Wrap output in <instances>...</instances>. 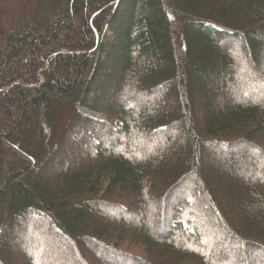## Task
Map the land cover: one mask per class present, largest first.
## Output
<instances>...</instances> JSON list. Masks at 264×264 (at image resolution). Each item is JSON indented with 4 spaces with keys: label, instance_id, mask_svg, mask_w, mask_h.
<instances>
[{
    "label": "trees",
    "instance_id": "trees-1",
    "mask_svg": "<svg viewBox=\"0 0 264 264\" xmlns=\"http://www.w3.org/2000/svg\"><path fill=\"white\" fill-rule=\"evenodd\" d=\"M263 85L264 0H0V264H264Z\"/></svg>",
    "mask_w": 264,
    "mask_h": 264
},
{
    "label": "rangeland",
    "instance_id": "rangeland-1",
    "mask_svg": "<svg viewBox=\"0 0 264 264\" xmlns=\"http://www.w3.org/2000/svg\"><path fill=\"white\" fill-rule=\"evenodd\" d=\"M111 36V31H109V30H106V32H105V37H110ZM233 48V47H232ZM231 48V52H233V50H234V52L233 53H231V60H232V66H235V65H239V61H240V57L238 56L240 53H239V51H240V49H237V48H235V49H232ZM237 49V50H236ZM239 57V58H238ZM238 63V64H237ZM263 88H264V85H263ZM159 96H160V94H158ZM175 97V96H174ZM174 100V98L172 97V101ZM81 112L83 113V114H86V115H88V116H90V117H93V118H96V119H99V120H105L106 119V117L102 114V113H97V112H93V111H88V110H85V109H81ZM170 134V133H169ZM163 145V144H162ZM164 149V148H163ZM209 150H203L202 149V154H204V153H209L208 154V156H210L211 154V152H208ZM207 155V154H206ZM212 156H213V158L214 157H216L215 156V154L213 155V153H212ZM213 161H214V159H213ZM223 161H222V159H220V160H215V163L213 162V164H211V165H213V167L216 169V170H218L219 171V173H220V176H221V174L222 175H224V176H221L222 178H223V180H227V182L228 183H232L233 181H232V179H233V177L232 178H229V176H227L228 174H226V172H224L223 170H220V168H219V166H220V164L222 163ZM221 177H218V178H221ZM208 220L210 221V219L208 218ZM212 221V220H211ZM213 231V230H212ZM47 242V241H46ZM46 242H45V244H46ZM44 244V245H45ZM124 246V245H123ZM125 247V249L124 250H126V251H128L127 249H129L130 251H132L133 253H135L136 254V257H138V258H143L144 256H145V254H144V251H142L141 249H138V248H136L135 246H133V245H130V244H128V245H125L124 246ZM49 252V251H48ZM25 256V255H24ZM187 264H194V261L193 262H188Z\"/></svg>",
    "mask_w": 264,
    "mask_h": 264
},
{
    "label": "water",
    "instance_id": "water-1",
    "mask_svg": "<svg viewBox=\"0 0 264 264\" xmlns=\"http://www.w3.org/2000/svg\"><path fill=\"white\" fill-rule=\"evenodd\" d=\"M0 90H2V89H0Z\"/></svg>",
    "mask_w": 264,
    "mask_h": 264
}]
</instances>
